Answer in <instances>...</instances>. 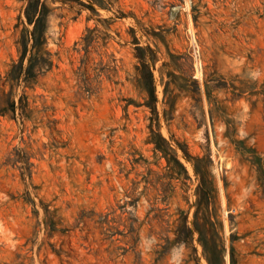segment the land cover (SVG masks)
I'll return each instance as SVG.
<instances>
[{
	"label": "rangeland",
	"instance_id": "obj_1",
	"mask_svg": "<svg viewBox=\"0 0 264 264\" xmlns=\"http://www.w3.org/2000/svg\"><path fill=\"white\" fill-rule=\"evenodd\" d=\"M28 4L0 0V264H264V0Z\"/></svg>",
	"mask_w": 264,
	"mask_h": 264
},
{
	"label": "trees",
	"instance_id": "obj_2",
	"mask_svg": "<svg viewBox=\"0 0 264 264\" xmlns=\"http://www.w3.org/2000/svg\"><path fill=\"white\" fill-rule=\"evenodd\" d=\"M40 0H29L28 8L26 11L27 18L29 21L32 20V14L37 12ZM142 62V78L145 83L146 89L148 90L150 96L155 100V88H154V78L152 73V68L150 62L145 59L143 55H140Z\"/></svg>",
	"mask_w": 264,
	"mask_h": 264
}]
</instances>
